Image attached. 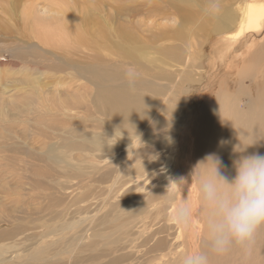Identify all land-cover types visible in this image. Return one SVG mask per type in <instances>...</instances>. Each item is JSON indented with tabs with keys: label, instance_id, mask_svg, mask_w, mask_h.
<instances>
[{
	"label": "rangeland",
	"instance_id": "1",
	"mask_svg": "<svg viewBox=\"0 0 264 264\" xmlns=\"http://www.w3.org/2000/svg\"><path fill=\"white\" fill-rule=\"evenodd\" d=\"M209 3L210 0H0V231L9 233L0 238V264H89L91 261L103 264L105 260V264H131L132 257L128 254L132 249L130 243L135 244L133 247L138 251H141L138 246H144L146 251L152 241L145 243V239H148V236L150 238L159 228L152 226L154 216H147L151 193L157 189L156 185L165 184H159L162 188L166 186L165 191L175 181L180 186L181 183L177 180L180 170L178 163L183 162L184 177L188 175L192 186L198 191L197 177L207 172L208 165L201 163L193 176L192 172L198 163L210 154V140L201 147L195 136V151L189 153V140L185 139H188L190 127L184 121L189 122L188 118L191 121H199L202 115L208 114L206 105L210 102H213L212 107L217 101L226 102L229 106L237 105L243 116H249L252 104L264 100V68L254 65L245 69L244 63L230 67L225 64L227 53L230 51L226 49L232 47L230 39L237 37L236 28L226 35L215 31L219 21L225 26L224 22L231 12L237 15L236 21L240 25L241 11L244 13V8L250 3L261 4L264 0H217L219 11L214 15L210 14ZM53 8L56 10L52 13ZM30 10H33L35 18L28 19ZM58 20L61 22L58 23ZM46 25L47 32L51 31L47 34ZM82 29L84 32H81ZM62 30L64 34H61ZM252 36L262 38L252 45L258 46V53H262L264 36H261V30L254 29ZM252 36L245 35L243 38L252 40ZM56 44L62 47H54ZM80 46H83L82 50ZM189 58H192L191 61H188ZM111 63H115L114 68ZM79 64L86 66L83 68L84 74V70L79 69ZM140 66L144 69L140 70ZM113 70L125 77L117 83H106ZM193 72L198 76H205L207 85H192V78L195 81L198 77L193 76ZM131 80L140 84L146 97L153 96L156 89L162 91L160 100L157 101L159 108L151 112V119L159 111L162 116L156 123L150 120L140 128H132V133L118 131L111 119L102 115L100 108L93 104V99L97 98L98 82L123 85ZM208 80L212 82H207ZM212 84L218 87H213ZM31 103L42 104V110L31 115H28V111L23 112ZM171 104L184 106L172 111ZM57 106L64 107L65 114L51 113V109ZM20 109L23 111L18 115ZM221 113L224 117L228 116L227 109H223ZM43 127L49 131V136L40 133ZM182 130L186 131L185 138H182ZM162 133L167 137H164L166 140L160 137ZM54 134L59 137L58 140H55ZM47 137L53 139L51 143H58L57 156L61 160L60 163L46 164L44 155L51 162L55 161L53 154L45 152L48 148L44 145ZM145 141L148 143L144 144ZM74 144L94 149L66 148L70 145L76 146ZM38 145L41 147L33 149V146L36 148ZM175 145L176 148H173ZM173 149L176 150L173 152ZM152 150L154 153L150 154ZM39 155H42L43 159ZM179 156V161H176ZM33 157L37 163L32 160ZM95 157L99 159L98 164L90 165V161ZM224 157L219 158L222 161ZM74 160L78 161L76 165H79V168L74 164L69 165ZM156 162L158 167L153 164ZM38 163L44 164L45 167ZM155 170L162 172V175L151 177ZM90 177L93 183H90ZM83 192L87 194L84 195ZM29 193L30 197L27 195ZM25 195L28 202L25 200L26 203H23L22 200L27 198ZM49 198L54 202L49 201ZM48 201H52L53 207ZM142 201L143 204H140ZM85 202L88 205L83 204ZM74 203L82 204L74 207ZM19 204L24 205L20 207ZM46 204L49 205V210H46ZM136 205L138 209L135 208ZM87 206L92 207L89 210ZM69 207H72V212ZM10 208L13 214L12 211L7 213ZM50 208H56V213L52 211L51 214ZM151 209L153 210V207ZM29 212L33 213V217L27 215ZM43 215H46V218H43ZM64 216L66 218H63ZM44 219L48 221L44 222ZM46 223L51 226L50 233L47 232L49 230ZM148 225L149 230L143 228ZM13 230L18 231L12 234ZM86 231L99 235L96 238L93 233L90 235ZM166 231V234L157 237H168L171 234L169 238H164L167 240V247L177 234L178 227H169ZM196 232L198 236L202 233L200 227L196 228ZM106 233L110 234L115 242L111 248L107 239L102 237V234ZM82 236L85 238L84 243L79 241ZM92 237L95 238L89 239ZM95 239L98 240L96 244L99 243V248L93 247L96 246L92 244ZM262 239L264 240L263 232L255 240L254 246L258 250L253 247L252 255L246 256L250 264H264V245L261 248L258 244ZM50 243L51 246L47 247ZM59 244L64 247L61 245V249ZM77 244H82V247ZM79 248H89L93 255L90 256V252L85 250L75 255L74 253H79ZM102 248L103 251L110 249L109 253L115 255L116 259L118 256L123 257L118 260L113 257L116 261L112 258L109 260L106 255L108 253L101 251ZM98 250L106 253L108 259L100 252L101 255L95 256V259H99L95 260L94 253L98 254ZM60 254H63V258ZM126 254L130 258L128 255L127 258ZM81 256L85 257L80 259L82 262L85 259L84 263L77 260ZM91 257L95 261L90 260ZM253 257H256V260Z\"/></svg>",
	"mask_w": 264,
	"mask_h": 264
},
{
	"label": "bare ground",
	"instance_id": "2",
	"mask_svg": "<svg viewBox=\"0 0 264 264\" xmlns=\"http://www.w3.org/2000/svg\"><path fill=\"white\" fill-rule=\"evenodd\" d=\"M202 8V7H201ZM204 9V8H203ZM56 9L53 8L51 10V12L53 13ZM50 13H48L49 15ZM64 14V13H63ZM241 21H240V25L237 23L236 19H237V15L233 12H231V14H228L227 15V18L224 22V25L223 26L220 21L217 23L216 25V28H215V31L218 32L219 34H229L228 32L233 30V28H236L237 30V37H233L230 39V43L232 44V47L230 49H226V50H230L228 53H227V59L225 60V64L229 65L230 66H233L237 63H244V67L245 69L247 67H251V66H258L260 68H264V50L262 53H258L259 52V47L258 46H254L252 47L253 44H255V42H257L258 40H261L262 38H253L252 34L254 32V29H260L261 30V36H264V33H262V31H264V3H261V4H252L250 3L249 6L245 9L244 8V13L241 11ZM32 17H36L34 15V12L33 10H30V14L28 16V19L32 18ZM66 17V16H65ZM67 18V17H66ZM37 19V18H36ZM55 21V19H54ZM66 21V19H65ZM80 21V20H78ZM61 20H58V23H60ZM68 23V22H67ZM70 24V23H69ZM84 24V23H82ZM49 25V23L47 24ZM46 25V34L51 32L50 30H48L49 32H47V26ZM59 25V24H57ZM71 25V24H70ZM85 25V24H84ZM60 26V25H59ZM237 26V27H236ZM213 27V26H212ZM215 27V26H214ZM239 27V28H238ZM71 28V27H70ZM69 28V29H70ZM53 29H56V28H53ZM60 29V28H59ZM58 30V29H56ZM71 30V29H70ZM69 30V31H70ZM79 31V30H78ZM53 32V31H52ZM57 32V31H55ZM61 34H64L65 32L62 30L60 31ZM81 32H84V30L82 29ZM221 32V33H220ZM212 33H214V31H212ZM217 33V34H218ZM56 34V33H55ZM54 34V35H55ZM81 34V33H80ZM218 34V35H219ZM57 35V34H56ZM67 34H65L66 36ZM79 35V34H78ZM245 35H251L252 36V40H249L248 38L247 39H244L243 36ZM72 36V35H71ZM70 36V37H71ZM57 37V36H55ZM85 37V36H83ZM59 38V36L57 37ZM69 38V36H68ZM85 39V38H84ZM49 40V39H48ZM51 40L53 41V39L51 38ZM50 40V43L52 42ZM63 41V40H62ZM54 42V41H53ZM56 42H58V40H56ZM55 42V43H56ZM229 42V40H228ZM59 43V42H58ZM86 43V42H85ZM229 43V44H230ZM53 44V43H52ZM60 44V43H59ZM230 44V45H231ZM77 45H80V44H77ZM61 46V45H60ZM60 46H57V44L54 46V47H60ZM62 47V46H61ZM60 47V48H61ZM81 47V46H80ZM83 47V46H82ZM82 47H81V50H82ZM228 47V46H227ZM73 50V48H72ZM75 50H78V49H75ZM249 50V51H248ZM200 51V50H199ZM247 51H248V54H247ZM72 53V52H71ZM169 54V52L167 53ZM142 55V54H141ZM203 56V55H202ZM193 57V56H192ZM245 57V59L243 58ZM192 59V58H191ZM191 59L189 58L188 61H191ZM182 60H180L181 62ZM121 63V61H120ZM111 67L114 68L115 67V63H111ZM79 69H83V68H86V66H82V65H78ZM110 67V68H111ZM228 67V68H229ZM140 70H143L144 67L140 66L139 68ZM83 74L85 73V69H83ZM88 77L90 75H87ZM193 76H198L196 74V72H193ZM125 76L123 75H120L116 70H113L110 74V79L108 81H106V83H114V82H118L119 80L123 79ZM209 77V76H207ZM87 78V77H86ZM206 82V78L205 76L203 75H200L197 77V79L194 81L193 78L191 80V84H195L197 86H204V85H207L205 84ZM207 82H212L210 80H208ZM106 83H102V82H98L97 83V86H98V92L96 93L97 94V98L95 97L93 99V104L95 105V107H99L100 108V112L102 115H104L106 118H110L111 119V123L114 125V127L120 131V130H125L126 132H131V129L132 128H140L142 127L144 124H146L148 121L152 120L153 122H155L159 117H161V111H159V113H155L154 117L151 119V112L155 111L157 108H159V105L157 103V101L160 100V95H161V90L159 89H156V91L153 93V96H157L155 97L156 98V101H155V98L153 96L151 97H146V95L143 94V92L141 91V88H140V84L137 83V82H134V81H126L125 84H115V85H107ZM213 87H218L217 85L215 84H212ZM101 87V88H100ZM157 87H161V86H157ZM220 87V86H219ZM1 91V90H0ZM5 93V92H4ZM3 93V94H4ZM5 95V94H4ZM194 99L193 101L195 102V96H193ZM216 99V97H215ZM214 99V100H215ZM216 101V100H215ZM162 103H165L162 101ZM170 103V102H169ZM172 103V102H171ZM168 104V103H167ZM165 105V104H163ZM173 107L174 110H179V109H182L184 104H180V105H173L171 104ZM213 105V102H210L208 105H206V112L208 113L207 115H202V117L200 118L199 121H191L189 118L187 120H189V122L187 121H184L185 123H188L187 125L190 127V131H188L189 133L187 138L188 139H185V140H189L187 141L188 142V145L184 143V145H187L189 146V153L190 152H193L195 150H193V147L195 145V136H197V141L199 140L200 141V145L201 147L204 145V143L207 141V140H210V144H209V147H210V154H215L216 156L220 157V156H225L223 159H222V167H221V173L226 176L227 178L231 179L235 176V168L233 167V161L238 159L242 154H254V153H260L261 155H264V100H262L261 102L259 103H253L252 106H251V112H250V115L249 116H243V113L240 111L239 109V106L237 105H231L229 106L226 102H219L217 101V103L212 107ZM167 106V105H166ZM166 109V108H165ZM223 109H227L228 110V116L227 117H224L222 115V110ZM42 110V104L40 105H35L34 103H31L28 107L25 108V111H23L22 109H20L18 112V115L19 114H22V111L23 112H29L28 115H31L33 113H35L36 111H40ZM163 110V109H162ZM65 111L66 109L64 107H61V106H57V107H54L51 109V113H54L56 115H59V114H65ZM178 112V111H177ZM185 114V113H184ZM187 115V114H186ZM16 116V115H15ZM150 123V122H149ZM156 123V122H155ZM184 123V124H185ZM183 124V125H184ZM151 125V124H150ZM149 125V126H150ZM155 127V126H154ZM33 128V126H32ZM152 128V127H151ZM183 128H185L183 126ZM36 129V126L34 128V131ZM143 129V128H142ZM159 129V128H157ZM162 129V128H160ZM151 129H149L150 131ZM156 130V129H155ZM163 130V129H162ZM185 130V129H184ZM158 131V130H156ZM183 131V130H182ZM148 132V131H147ZM151 132V131H150ZM165 132V131H164ZM163 132V133H164ZM186 132V131H185ZM184 131L181 134L183 135L184 137L182 138H185V136L187 135ZM212 132V133H210ZM41 134H44V135H47L49 136V131L46 129V128H42L41 131H40ZM132 133V132H131ZM134 133V132H133ZM163 133L160 135V137L164 138L166 136H163ZM208 133H210V135H208ZM145 134V133H144ZM166 134V133H164ZM55 135V134H54ZM146 135V134H145ZM144 135V136H145ZM152 135V134H150ZM29 136V135H28ZM40 136V135H39ZM38 136V137H39ZM52 136V135H50ZM153 137H155L154 135H152ZM158 136V134H157ZM42 137V136H41ZM178 137V136H176ZM40 138V137H39ZM48 138V137H47ZM167 138V137H166ZM41 139V138H40ZM59 137L55 135V140H58ZM165 139V138H164ZM171 139V138H170ZM178 139V138H177ZM33 140V139H32ZM51 140H53L51 137H49L48 139H46L44 141V145L48 148H46L47 150L45 151L46 154H53L54 156V159L55 161L54 162H51L50 160H48L46 158V156L44 155V159L46 160V164H49V165H53V164H57V163H60L61 160L59 159V157L57 156V152L59 151V147H58V143L55 142V143H51ZM161 140V139H160ZM158 139V141H160ZM166 140V139H165ZM180 140V139H179ZM178 140V141H179ZM39 140H37L38 142ZM196 141V143H198ZM40 142V141H39ZM38 142V143H39ZM258 142V143H257ZM29 143L32 144V141H30ZM148 142H144V144H146ZM169 143V142H168ZM177 143V142H176ZM256 143V144H255ZM42 144V143H41ZM143 144V145H144ZM159 144V143H157ZM157 144H154L155 146ZM164 144V143H163ZM179 144V143H178ZM252 144H255L253 146H249V145H252ZM76 146L72 147L71 145L66 147L68 148V150H74L73 148H76V150H79L81 148L83 149H88V150H93L94 148H91L90 146H82V145H77V144H74ZM161 145V143H160ZM165 145V144H164ZM181 145V144H180ZM26 146V145H24ZM44 146V147H45ZM151 147V144L149 145ZM158 146V145H157ZM249 146V147H248ZM39 147H41L40 145H38V147L34 148L33 146V149H38ZM42 147V148H44ZM166 147V146H165ZM164 147V148H165ZM246 147L247 148V152L246 153H240L239 151H243ZM32 148V147H30ZM41 148V149H42ZM173 148H176V145L175 147ZM195 148V147H194ZM28 149V148H27ZM147 149V148H146ZM167 149V148H166ZM172 149V147H171ZM183 149V148H182ZM148 150V149H147ZM151 149H149L150 151ZM174 150L176 149H173V152ZM180 150V149H178ZM184 150V149H183ZM37 151V150H36ZM40 151V150H38ZM43 151V150H42ZM43 151V152H44ZM182 151V150H181ZM41 152V151H40ZM156 152V151H155ZM161 152V151H160ZM150 154H153V150L152 152H149ZM37 154V153H36ZM156 154H159V153H156ZM187 154V153H186ZM35 155V154H34ZM65 155V153H64ZM182 155V154H181ZM193 155H195L193 153ZM105 156V155H104ZM132 156V155H131ZM152 157V155H150ZM158 156V155H157ZM186 156H190V155H186ZM40 157V155H39ZM43 156L41 155L40 158H42ZM155 157V156H154ZM153 157V159H154ZM35 157H33L32 160H34ZM37 158V157H36ZM180 158V156L177 158L176 161H179L178 159ZM188 158V157H187ZM38 159V158H37ZM43 159V158H42ZM145 160V158H143ZM184 159V158H183ZM192 159V157H191ZM30 160V161H32ZM98 158L95 157L93 158L91 161H90V165H94V164H98ZM40 161V160H39ZM149 161V160H148ZM192 161V160H191ZM194 161V160H193ZM33 162V161H32ZM34 162H36L34 160ZM33 162V163H34ZM129 162V161H128ZM138 162V161H137ZM136 162V163H137ZM142 164L143 162L140 161ZM151 162V161H150ZM149 162V164H150ZM37 163V162H36ZM78 161L77 160H74V162L70 163L69 165L71 164H74V166L76 167ZM130 163V162H129ZM176 163V162H175ZM32 164V163H31ZM38 164H41V163H38ZM45 164V165H46ZM154 165L157 164L156 163H153ZM179 167H180V170L178 171V174H177V180H179V182L181 183V185L179 186L178 183L173 182V184L168 188V193L170 195H174L175 196V200L177 202H180V201H184L185 199L191 201L193 203V206H194V210H198L199 207H200V198H199V192L195 189V187L192 186V183L189 181L191 180V178L186 175L184 177V173H185V169H184V163L183 162H179ZM44 165V164H43ZM41 164V166H43ZM114 165V164H112ZM146 165L147 162H146ZM79 166V165H78ZM77 166V167H78ZM100 166V165H99ZM152 166V165H151ZM31 167V165H30ZM45 167V166H43ZM47 167V166H46ZM76 167V168H77ZM145 167V165L143 166ZM147 167V166H146ZM155 167V166H154ZM158 167V164L157 166ZM32 168V167H31ZM79 168V167H78ZM100 169H102L101 167H98ZM134 168V167H133ZM112 169V168H111ZM154 169V168H153ZM177 169V168H176ZM175 169V170H176ZM88 170V172L90 171L89 169H86ZM119 170V169H118ZM134 170V169H133ZM136 170H139V169H136ZM144 169H142L143 171ZM75 171V170H74ZM99 171V170H98ZM121 171V170H120ZM119 171V172H120ZM156 171V170H155ZM164 171V170H163ZM135 172V171H134ZM140 172V171H139ZM150 172V171H148ZM70 173V172H68ZM73 173V171H72ZM71 173V174H72ZM85 173L87 174V172L85 171ZM98 173V172H96ZM100 173L101 170H100ZM133 173V172H132ZM141 173V172H140ZM62 173H60L61 175ZM64 174V173H63ZM99 174V173H98ZM106 174V172L104 173ZM156 174H160L162 175V172H159V171H156L154 172L151 177H155ZM65 175V174H64ZM74 175V174H73ZM89 175V174H87ZM135 175V174H134ZM138 175V174H137ZM93 176L95 177L96 175L93 174ZM159 175H157L158 177ZM107 178V176H105ZM104 177V179H105ZM110 177V175H109ZM137 176H135L136 178ZM160 177V176H159ZM141 178V176H140ZM86 179V178H85ZM89 179V177H88ZM103 178H101L102 180ZM103 179V180H104ZM153 179V178H151ZM78 180V179H77ZM97 180V179H96ZM107 180V179H106ZM175 180V179H174ZM65 181V180H64ZM70 181V180H69ZM67 181V183L69 182ZM87 181V180H85ZM91 181V182H90ZM90 183H93L91 177H90ZM95 181V180H94ZM98 181V180H97ZM109 181V180H108ZM113 181V180H112ZM84 182V180H83ZM110 182V181H109ZM107 182V183H109ZM116 182V181H115ZM117 183V182H116ZM170 183V182H169ZM87 184V183H86ZM112 184V183H111ZM120 184V182L118 183ZM159 184H162V183H159ZM156 185L157 186V189L151 193V197H150V201H149V207H150V210H148L147 212V216L148 217H152L154 216V220H153V225L152 226H159V228L157 229V231H155L153 233V235L149 238L148 236V239H145V243H149L150 241H152V243L150 244V246L148 247V249L145 251V247L144 246H138V247H141L139 248V250L141 251H138V249H136L135 247H133V245H131L130 243V247L132 248L131 250H129L128 254L132 257V263L131 264H180V260L181 258L189 253V252H195V251H199V250H207V241H206V238H205V230H204V225L203 223H201L200 219L199 218H196V220L194 221V230L191 234H188L186 233L183 229L181 228H178V232L177 234L170 240V243L169 245L166 247V242L167 240H165L164 238H169V236H171V234L168 236V237H157L158 235H164L167 233V229L169 227H171V229L173 228V225L170 220H169V213L170 215L173 213V211L175 210V203H172L170 204L169 203V198L168 196L166 195L167 194V188H166V191H165V187L162 188L160 187V185ZM89 185V183L87 184ZM108 185V184H106ZM117 185V184H116ZM165 185V184H162V186ZM167 185V184H166ZM86 186V185H85ZM102 186V185H100ZM177 186V187H175ZM95 187V186H94ZM102 187H106V186H102ZM120 187V185H119ZM154 187V186H153ZM180 187V188H179ZM96 188V187H95ZM92 189L93 190H95ZM101 188V187H100ZM179 188V189H178ZM27 189V188H25ZM37 189V188H35ZM99 189V186L98 188ZM104 189V188H103ZM102 189V190H103ZM152 190V189H151ZM25 191V190H24ZM22 191V192H24ZM32 191V190H31ZM85 191V190H84ZM91 191V192H92ZM119 191V190H118ZM142 191V189H141ZM143 191H144V188H143ZM21 192V191H20ZM34 193V192H33ZM37 192H35L34 194H36ZM40 193V192H38ZM57 193V192H55ZM59 193V192H58ZM57 193V194H58ZM82 193V192H81ZM25 194V192H24ZM61 194V193H60ZM83 194H87V193H84ZM140 194V193H139ZM29 197H30V193L27 194ZM27 195H25L27 197ZM90 196V194H89ZM9 197V196H8ZM45 197V196H43ZM56 197V196H55ZM59 197V196H58ZM56 197V198H58ZM70 197V196H69ZM88 197V196H87ZM91 197V196H90ZM89 197V198H90ZM93 197V196H92ZM20 198V197H18ZM35 198V197H34ZM73 198H76L73 196ZM86 198V197H85ZM120 198V197H119ZM10 199V198H8ZM13 199V197H12ZM11 199V200H12ZM23 199V198H22ZM22 199H19L22 200ZM28 197L23 201L26 200L27 201ZM31 199V198H30ZM29 199V200H30ZM48 199V198H47ZM71 199V197H70ZM146 199V198H145ZM143 199V201L145 200ZM52 200L49 198V201ZM72 200V199H71ZM90 200V199H88ZM197 200V202H196ZM25 201V203H26ZM33 201V200H31ZM46 201V200H45ZM48 201V202H49ZM53 201V200H52ZM51 201V202H52ZM92 201V200H91ZM143 201L140 203V204H143ZM28 202V201H27ZM51 202H49L51 204ZM54 202V201H53ZM74 202V201H73ZM84 202V201H83ZM90 202V201H89ZM196 202V204H195ZM58 203V202H57ZM32 204V203H30ZM82 203H78L76 205H80ZM85 205H88L87 202L83 203ZM20 205V204H19ZM21 205H24V204H21ZM20 205V207H22ZM38 205V204H37ZM75 203H74V207L76 206ZM40 206V204H39ZM49 206V205H48ZM47 204H46V207L44 205L45 208H47L46 210H49ZM52 206V204H51ZM73 206V205H72ZM20 207L17 206V208L21 209ZM26 207V206H24ZM53 207V206H52ZM89 208V206H87ZM92 206H90L91 208ZM151 207H153V210L151 209ZM7 208V207H6ZM9 208V207H8ZM15 208V207H13ZM16 208V209H17ZM44 208V209H45ZM70 208V207H69ZM87 208V210H88ZM89 208V210H90ZM136 209H138L139 207L136 205L135 207ZM25 209V208H23ZM51 211L50 213L52 214V208H50ZM67 209V208H66ZM72 209V207L70 208V210ZM77 209V208H76ZM81 209V208H79ZM5 210V209H4ZM3 210V211H4ZM32 210V209H30ZM37 210V209H36ZM40 210V209H39ZM38 210V211H39ZM46 210H43V211H46ZM78 210V209H77ZM76 210V212H78ZM88 210V211H89ZM2 211V212H3ZM12 211V209L10 208L8 212ZM21 211V210H20ZM69 211V209H68ZM67 211V212H68ZM1 212V213H2ZM6 212V211H4ZM30 212H33V211H30ZM29 212V213H30ZM48 212V211H46ZM44 212V213H46ZM55 212V211H54ZM72 212V210L70 211ZM11 213V212H10ZM20 213V212H19ZM56 213V212H55ZM81 213V212H80ZM3 214H6V213H3ZM12 214H13V211H12ZM33 213H30V214H27L29 215V217H33V215H31ZM48 214V213H46ZM54 214V213H53ZM9 215V214H8ZM7 215V216H8ZM31 215V216H30ZM81 215V214H80ZM46 216V215H45ZM44 215H43V218H46ZM87 217V216H86ZM90 217V216H89ZM11 218V217H10ZM63 218H66L65 216ZM92 218V216H91ZM95 218V217H94ZM49 219V217H48ZM68 219V218H67ZM48 221L47 219H44V222ZM65 220V219H63ZM97 220V219H95ZM6 221V220H5ZM69 221V219H68ZM66 221V222H68ZM14 222V221H13ZM43 222V223H44ZM49 222L50 219H49ZM76 222V221H75ZM97 222V221H96ZM74 223V222H73ZM88 223V222H87ZM7 225V223H5ZM47 224V223H46ZM54 224V223H53ZM56 224V223H55ZM86 224V223H84ZM89 224V223H88ZM87 224V225H88ZM133 224H135V222L133 221ZM64 225V224H63ZM61 225V226H63ZM72 225V224H71ZM86 225V227H88ZM95 225V223L93 224ZM173 225V226H171ZM55 226V225H54ZM59 226V227H61ZM66 226V225H65ZM46 227L48 228L49 231L47 232H51V226H48V224L46 225ZM91 227V226H90ZM92 227H96V226H92ZM200 227V229L202 230V233L198 236L197 232H196V228ZM68 228V227H67ZM69 228H72V227H69ZM74 228V227H73ZM78 228V227H77ZM143 228L149 230L150 229V225L148 226H144ZM14 229V228H13ZM65 229V228H64ZM82 229V228H81ZM79 229V230H81ZM98 229V228H97ZM62 230V229H61ZM67 230V229H66ZM69 230V229H68ZM74 230V229H71V231ZM93 230V228H92ZM96 230V229H95ZM15 230H13L12 234L16 233L18 230H16V232H14ZM41 231V230H40ZM55 231H57V228H55ZM60 232V230H58ZM5 231H0V238H3V236H5V234L7 232ZM45 232V231H44ZM87 232V231H86ZM261 232L264 233V227H262L261 229L258 230L257 234H256V238L261 234ZM41 233V232H40ZM64 233V232H63ZM93 232H91L92 234ZM140 233V232H139ZM9 234V233H7ZM87 234H90L87 232ZM90 234V235H91ZM75 235V234H74ZM93 235H95V233H93ZM92 235V236H93ZM99 235V233H98ZM98 235H95L96 238L98 237ZM7 236V235H6ZM5 236V237H6ZM17 236V235H16ZM47 236V235H46ZM81 236V235H80ZM63 237V236H62ZM77 237V236H76ZM102 237L107 239L108 241V246L111 248V246L115 245V242L112 238V236L110 234H102ZM42 238H45V237H42ZM68 238V237H67ZM95 237H92V238H89V239H94ZM255 238V240H256ZM70 239V238H68ZM71 239H73L71 237ZM70 239V240H71ZM88 239V240H89ZM132 239V238H131ZM135 239V238H134ZM260 239V238H259ZM60 240V239H58ZM85 238L84 236H82L79 241L80 243H84L85 241ZM87 240V241H88ZM137 240V238H136ZM61 241V240H60ZM75 241V240H74ZM96 241L98 242L97 239H95V241L92 243L93 245L96 244ZM260 241V240H259ZM258 241V244H259V247L263 248V245H264V240L262 239L261 242ZM58 242V241H56ZM64 242V241H63ZM61 242V243H63ZM73 242V241H72ZM92 242V241H91ZM70 243V242H68ZM76 243V241H75ZM79 243V242H77ZM90 243V242H89ZM57 244V243H55ZM74 244V243H73ZM98 244V245H97ZM96 246L94 245L93 247H98L99 246V243H97ZM257 244V245H258ZM52 245H54V242H52ZM58 245V244H57ZM56 245V246H57ZM60 245V244H59ZM62 245V244H61ZM60 245V246H61ZM67 245V242L66 244ZM75 245V244H74ZM86 245V244H85ZM84 245V246H85ZM87 245H91V244H87ZM254 245L256 246V244L254 243ZM48 246H51V243ZM63 246V245H62ZM62 246H61V249H62ZM77 246H79L80 248L82 247V244L81 246L79 244H77ZM75 246V247H77ZM87 246V247H89ZM254 246V247H255ZM64 247V246H63ZM68 247V246H67ZM92 246L89 247V248H92L94 249ZM100 247V246H99ZM98 247V248H99ZM78 248V247H77ZM76 248V249H77ZM79 248V249H80ZM88 248V249H89ZM98 248H95V249H98ZM115 248V247H114ZM113 248V249H114ZM260 248V249H261ZM54 249V248H53ZM66 249V248H64ZM74 249V248H72ZM75 249V250H76ZM87 248H84V249H80L78 250L79 253H74L75 255L76 254H80L83 250L85 251H92V250H86ZM125 249H127V247H125ZM124 249V250H125ZM47 250V249H46ZM73 250V251H75ZM82 250V251H81ZM110 251V249H108ZM255 250H258L256 247H255ZM264 250V248H263ZM50 251V250H49ZM54 251V250H53ZM68 251V250H67ZM97 251V250H94V252ZM99 251V250H98ZM103 251V248L102 250ZM101 251L98 252V254H95L94 253V259H95V256H98V255H101L99 254ZM109 256V260H112L114 259L113 257H115V259L117 258L115 255L112 256L111 253H109V251H107V248L105 250ZM103 251V252H105ZM122 251V250H121ZM127 251V250H125ZM52 253V252H51ZM64 253V252H63ZM92 252H90V256H92L93 254H91ZM102 253V252H101ZM253 253V252H252ZM65 254V253H64ZM68 255H70L69 253H67ZM84 254V253H83ZM86 254V253H85ZM88 254L86 256H88ZM103 254V253H102ZM104 255L105 258H107L106 256ZM126 254V257L127 255ZM257 254V253H256ZM62 255V258H63V254H60ZM72 255V253H71ZM102 255V256H103ZM111 255V257H110ZM122 255V254H121ZM128 255V256H129ZM252 255V254H251ZM80 256V255H78ZM84 256V255H83ZM89 256V257H90ZM129 256V258H130ZM264 256V255H263ZM52 257V256H51ZM60 257V256H59ZM68 257V256H66ZM73 257H76V256H73ZM103 257V258H104ZM119 257H123L122 256H118V259ZM126 257L124 256L125 260H126ZM61 258V257H60ZM69 258V257H68ZM82 258H85V257H82L81 258H77V260H79V262L81 261L80 259ZM112 258V259H110ZM120 258V259H121ZM128 258V257H127ZM211 264H250V262H248L247 260H249V258L247 259L246 256L242 253V251L238 248V247H235L232 249V251L225 255V256H222V257H216L214 255H212L211 257ZM255 260H256V257H253ZM258 258V257H257ZM262 258V257H261ZM54 259V258H53ZM74 259V258H73ZM76 259V258H75ZM99 258L97 257V259L95 260H98ZM101 259V257H100ZM108 259V258H107ZM118 260V259H116ZM251 259V258H250ZM23 260V259H22ZM64 260V259H63ZM90 260H93V257H91ZM89 260V261H90ZM93 260V261H95ZM103 259H101L102 261ZM105 260V259H104ZM66 261V259H65ZM64 261V262H65ZM85 261V259H84ZM84 261L82 263H84ZM87 261V260H86ZM120 261V260H119ZM252 261V259H251ZM258 261V260H257ZM256 261V262H257ZM21 262V261H20ZM61 262V261H60ZM67 262V261H66ZM73 262V261H72ZM92 262V261H91ZM91 262H88L89 264ZM125 262V261H124ZM127 262V261H126ZM129 262V260H128ZM63 263V262H62ZM69 263V262H68ZM95 263H98V261H95ZM92 262V264H95ZM107 263V261H103V264ZM111 263V261H110ZM253 263V262H251ZM255 263V261H254ZM58 264V263H56ZM65 264V263H64ZM81 264V263H80ZM84 264H87V263H84ZM100 264V263H99ZM257 264V263H256Z\"/></svg>",
	"mask_w": 264,
	"mask_h": 264
},
{
	"label": "clouds",
	"instance_id": "3",
	"mask_svg": "<svg viewBox=\"0 0 264 264\" xmlns=\"http://www.w3.org/2000/svg\"><path fill=\"white\" fill-rule=\"evenodd\" d=\"M208 8L210 14H216L217 0H210ZM248 147L239 152L246 153ZM201 163L208 165V170L197 177L198 210L187 199L177 202L167 189L169 203H175L170 222L191 234L194 221L199 218L207 241V250L185 254L180 264H211L212 255L225 256L235 247L245 256L251 255L256 234L264 227V155L242 154L233 161L236 174L231 179L221 173L222 161L215 154L199 162L192 176Z\"/></svg>",
	"mask_w": 264,
	"mask_h": 264
}]
</instances>
